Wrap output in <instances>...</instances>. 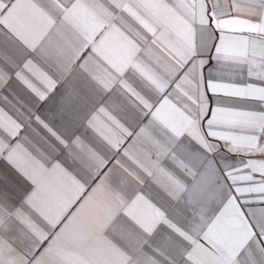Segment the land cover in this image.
I'll use <instances>...</instances> for the list:
<instances>
[{"label": "snow or ice", "instance_id": "snow-or-ice-1", "mask_svg": "<svg viewBox=\"0 0 264 264\" xmlns=\"http://www.w3.org/2000/svg\"><path fill=\"white\" fill-rule=\"evenodd\" d=\"M225 32L264 48V0H0V158L35 186L16 200L0 171V264H264V52L244 88L214 79ZM221 95L250 105L251 135L220 130ZM24 207L68 222L51 236Z\"/></svg>", "mask_w": 264, "mask_h": 264}, {"label": "crops", "instance_id": "crops-1", "mask_svg": "<svg viewBox=\"0 0 264 264\" xmlns=\"http://www.w3.org/2000/svg\"><path fill=\"white\" fill-rule=\"evenodd\" d=\"M74 2V0H66L67 6H71V3ZM247 3V0H240L241 5H245ZM239 11H245L246 9L244 7H241L238 9ZM233 27H240L239 25H233ZM103 30H101L102 32ZM101 32H98L97 35L94 37L96 39L97 43L99 42V39L102 38ZM226 37L231 38V43L229 44L230 52L232 53L229 58L225 59L223 56L220 59H214L213 65L214 67L210 69L211 76L214 79H218L222 82L230 83L235 86L237 89L244 88L247 80H248V72L250 70V61L255 59V53L264 52V48L257 47L252 44L251 41H249L248 47H247V55H245V48L243 44L240 42L242 41L243 37L246 35L244 32H225L224 33ZM151 34H149L150 36ZM205 39L207 41L208 46L211 45L212 39L205 34ZM113 43H118V41H113ZM149 46L152 48L153 52L157 55H160L162 57L161 63L157 64L152 57H148L147 55H142L141 59L145 61V63L149 64L150 67H152L158 75L164 77L167 79L166 75V69L164 67L165 63H168L171 61V57L167 55V53L164 51L163 46L159 43L156 45L152 44V41H148ZM207 52V49H205V53ZM207 56L205 55V59ZM38 59V58H37ZM264 70V68H258L255 66L251 67V71H261ZM184 71H187L185 69ZM180 75H183V72H180ZM170 99L173 100V103H176V100L174 97H170ZM177 103H188L191 106V101L187 99V97L181 98L180 101H177ZM216 103L223 106V107H232L235 106L236 110L232 112L226 113L220 120L219 123L222 125L221 131H223L225 134H230L238 137H246L251 135L252 129L250 126V120L251 118L249 116H246L244 114L245 110H247L250 105H248L245 101L234 98L232 96H225L221 95L216 99ZM146 122V121H145ZM7 139V137H4ZM23 145V148L26 149L33 157H35L36 160H38L41 164H44L45 167H50V161L39 155L37 152H35L31 146V144L26 142H21ZM34 143V142H33ZM5 157L7 156V153L4 154ZM242 157L237 156V159H241ZM54 162V161H52ZM239 166V165H238ZM0 171H4L9 173L12 177H14V180L10 182V188H11V196L19 200L20 197L25 193V190L28 192L32 191V189L35 187L32 185V182L29 181L26 177H24L21 173H19L12 165L8 163L6 159L0 158ZM258 178V177H257ZM47 182L51 185L55 186L56 179L55 178H46ZM143 189V194L148 199H152L153 202H155L156 193L158 189V185L152 178H147L144 185L140 186ZM125 191H128L127 188H125ZM255 195V194H251ZM19 207V204L17 205ZM79 205H76L72 209L69 210L68 213H66V216L70 217L72 213L76 211V208H78ZM211 207V206H210ZM21 212L27 216L32 222L40 228L42 231L49 233L51 236H55L56 233L60 231L61 228L64 227V224L67 223V219H63V222L60 223L57 227L50 230V225L47 224V221H44L42 217H39L38 215H33V212L30 210V207H24L20 209ZM96 212V209H90L87 213L81 214V217L79 219L78 224L76 225V229L78 230L80 226L86 225L88 223V218L91 215H94ZM212 213L209 212V215ZM216 214H219L218 212ZM119 215V213H118ZM114 227L119 228L120 224L117 222V224L114 225ZM107 233V230H105V234ZM109 240H111V236L107 237ZM202 239V237H201Z\"/></svg>", "mask_w": 264, "mask_h": 264}]
</instances>
